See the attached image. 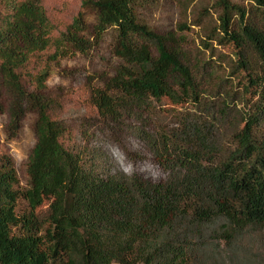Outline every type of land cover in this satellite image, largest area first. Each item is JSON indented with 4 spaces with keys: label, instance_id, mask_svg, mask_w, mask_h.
Returning <instances> with one entry per match:
<instances>
[{
    "label": "trees",
    "instance_id": "obj_1",
    "mask_svg": "<svg viewBox=\"0 0 264 264\" xmlns=\"http://www.w3.org/2000/svg\"><path fill=\"white\" fill-rule=\"evenodd\" d=\"M248 1L259 21L218 0L221 13L207 35L233 44L241 96L256 97L237 112L233 132L218 134L228 107L221 115L204 107L217 92L215 66L186 51L176 34L159 35L140 19L151 0H82L95 17L92 28L79 12L59 32L43 0H0V88L8 93L12 133L27 112L37 114L25 189L11 157L0 154V264H218L219 255L221 264H242L239 242L252 233L264 239V0ZM109 34L119 63L91 94L103 120L141 122L163 99L206 113L180 117L167 132L136 128L163 181L107 171L99 151L73 142L44 96L51 64L68 46L87 54ZM19 200L27 205L21 214Z\"/></svg>",
    "mask_w": 264,
    "mask_h": 264
},
{
    "label": "rangeland",
    "instance_id": "obj_2",
    "mask_svg": "<svg viewBox=\"0 0 264 264\" xmlns=\"http://www.w3.org/2000/svg\"><path fill=\"white\" fill-rule=\"evenodd\" d=\"M151 1L139 11L140 19L159 35L176 34L181 38L180 42L186 51L204 59L209 57L210 63L215 66L218 78H215L214 82L218 88L216 94H213V90L211 98L205 99V111L221 115V109L226 110L225 107H228V119L222 127H217L218 134L233 132L232 123L238 118L237 112L244 114L248 111L256 97L249 94L243 98L241 96L244 79L236 71L231 72L236 59L233 44L218 45L207 37L210 29L217 25L221 13L218 0ZM231 2L248 10L249 17L260 20L259 12L255 14L256 11L248 0ZM43 4L50 21L56 27V32L64 30L79 12H84L85 23L90 28L95 21L93 13L82 8V0H43ZM111 35L87 54H81L68 46L57 63L51 64L44 96L54 103L50 109L55 117L72 131L73 142L85 149L99 151V157L107 171L127 176L136 174L149 181H163L166 178L165 173L150 153L147 143L137 134L136 128H144L148 132H154L156 129L167 132L178 129L180 117H204L206 113L192 104L180 108L163 99L154 103L151 112L146 114L141 122L127 117L119 122L103 120L93 105L91 94L92 89L102 88L105 81L114 75L119 63L112 54ZM201 40L207 41L208 46L204 47ZM152 52L154 53L153 49ZM8 98L7 91L0 88V154L11 157L19 188L25 189L29 180L28 159L36 142L37 114L33 110L27 112L18 132L12 133L9 127ZM208 125L212 127L211 123ZM261 130L264 134V127ZM47 205L48 203L44 202L38 209L39 214L46 212ZM16 211L20 214L27 211L23 200L18 201ZM239 243H242L237 245V248L241 249L239 254L242 256V264H253L256 259L261 263L264 259V239L260 234H248ZM220 250L223 255V250ZM244 250L248 251L245 257ZM220 257L221 255L217 257L218 264H221ZM213 260L210 259L206 264H213Z\"/></svg>",
    "mask_w": 264,
    "mask_h": 264
}]
</instances>
